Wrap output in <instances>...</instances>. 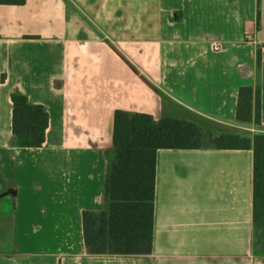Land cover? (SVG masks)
<instances>
[{"label":"crops","instance_id":"obj_1","mask_svg":"<svg viewBox=\"0 0 264 264\" xmlns=\"http://www.w3.org/2000/svg\"><path fill=\"white\" fill-rule=\"evenodd\" d=\"M258 84L262 126L240 124V88ZM14 94L46 108L42 148L18 146ZM118 110L264 135V0L0 5V264H264L253 150H159L152 253H88Z\"/></svg>","mask_w":264,"mask_h":264},{"label":"trees","instance_id":"obj_2","mask_svg":"<svg viewBox=\"0 0 264 264\" xmlns=\"http://www.w3.org/2000/svg\"><path fill=\"white\" fill-rule=\"evenodd\" d=\"M26 0H0V5H23ZM262 67L258 48L257 73ZM5 81V78H2ZM13 135L23 149L46 143L50 116L25 95L12 96ZM240 124L262 126L261 86L240 88L237 106ZM114 154L106 186V209L83 214L87 251L96 256H146L152 253L155 227L156 157L159 150L254 151V226L264 235V135L248 137L195 116L185 119L118 110L115 113Z\"/></svg>","mask_w":264,"mask_h":264},{"label":"built area","instance_id":"obj_3","mask_svg":"<svg viewBox=\"0 0 264 264\" xmlns=\"http://www.w3.org/2000/svg\"><path fill=\"white\" fill-rule=\"evenodd\" d=\"M246 38H247L248 41L253 40V36H252V35H247ZM214 50H215L216 52H219V51L221 50V47L216 46V47H214Z\"/></svg>","mask_w":264,"mask_h":264},{"label":"rangeland","instance_id":"obj_4","mask_svg":"<svg viewBox=\"0 0 264 264\" xmlns=\"http://www.w3.org/2000/svg\"><path fill=\"white\" fill-rule=\"evenodd\" d=\"M240 132H241V131H240ZM2 240H3L4 242H7V238H3Z\"/></svg>","mask_w":264,"mask_h":264}]
</instances>
